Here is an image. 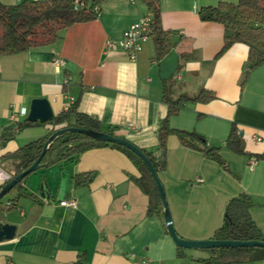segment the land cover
Wrapping results in <instances>:
<instances>
[{
  "label": "crops",
  "instance_id": "crops-1",
  "mask_svg": "<svg viewBox=\"0 0 264 264\" xmlns=\"http://www.w3.org/2000/svg\"><path fill=\"white\" fill-rule=\"evenodd\" d=\"M26 1L48 0L0 3ZM237 1L160 0L161 26L171 46L163 56L154 37L135 60L118 45L150 12L142 0H103L95 20L62 30L52 45L1 56V142L5 129L27 119L32 100L46 98L55 117L75 106L97 119L103 132L159 156L161 123L176 107L169 117L174 132L166 139L165 169L158 177L177 235L213 239L228 203L240 196L252 201L250 216L264 234V159L259 158L264 154V65L248 71L244 43L218 57L226 30L199 15L204 8ZM202 90L212 97L194 100ZM36 123L0 144L3 171L16 176L20 161L14 154L52 134L50 124ZM233 128L246 154L226 145ZM190 133L200 137L182 140ZM204 147L219 148L227 168L207 158ZM144 176L113 146L40 167L23 180L17 206L0 216V223L16 226L14 238L0 242V264H212L209 249L176 244L162 203L141 185ZM16 195L4 197L3 205L9 207ZM234 264H264V259Z\"/></svg>",
  "mask_w": 264,
  "mask_h": 264
},
{
  "label": "trees",
  "instance_id": "trees-1",
  "mask_svg": "<svg viewBox=\"0 0 264 264\" xmlns=\"http://www.w3.org/2000/svg\"><path fill=\"white\" fill-rule=\"evenodd\" d=\"M76 0H48L23 2L16 5H4L0 3V57L27 52L34 48L52 45L60 37V32L74 24L86 23L95 20L99 15V6L103 0H80L84 8L76 10ZM153 13V36L156 40L157 52L160 56L166 54L171 46L165 38V32L161 26L160 0H142ZM200 18L205 22H215L224 26L226 34L223 48L218 55L221 56L237 43H244L249 47L248 71L264 65V0H238L237 3L221 2L217 6L207 7L199 12ZM259 25V26H256ZM247 73L242 79L245 83ZM212 95L202 90L194 100H205ZM178 108L170 109L168 116L162 121L159 129V148L161 155L155 156L152 152L142 150L151 161L157 173L165 169L166 160L164 149L167 137L174 132L169 126V117L177 112ZM27 119L18 123L16 127L5 129L0 138V144L13 137L16 131L36 125ZM44 125L50 124L52 134L58 130L76 127L95 132H103L101 123L88 115L77 112L72 106L66 112L54 117ZM50 134V135H52ZM109 134L115 136L113 133ZM33 141L21 147L14 157L20 161L16 175L27 170L40 156L44 144L49 138ZM182 140L188 137L199 138L195 133L181 136ZM226 145L238 154H246L240 133L233 128ZM113 146L134 160L143 170L145 176L141 181L144 191L151 197L160 201L158 190L154 180L140 157L129 149L112 143L94 140L84 134L69 132L56 138L49 146L46 154L41 160L40 167L53 165L60 160L79 155L94 147ZM207 158L227 168L220 155L219 148L204 147ZM264 159V154L259 156ZM22 183L18 184L10 193L17 191V195L10 201L9 207H5L0 201V216L14 209L20 198L24 196L21 192ZM3 185L0 186V191ZM252 201L247 196L232 199L226 207V216L223 225L215 232V240L223 241H260L264 242V234L257 227L250 216ZM213 256L208 260L212 264H234L246 263L264 259L263 248H210Z\"/></svg>",
  "mask_w": 264,
  "mask_h": 264
},
{
  "label": "water",
  "instance_id": "water-1",
  "mask_svg": "<svg viewBox=\"0 0 264 264\" xmlns=\"http://www.w3.org/2000/svg\"><path fill=\"white\" fill-rule=\"evenodd\" d=\"M54 113L51 107V104L48 99L42 98V99H34L31 102L30 110L27 116V121L29 122H41V123H47L51 121L54 118ZM69 132H75L84 134L94 140L106 142V143H112L117 144L120 146H123L130 151H132L134 154H136L138 157L141 158L145 166L148 168L154 183L156 185V188L158 190V194L162 203V207L164 209V217L167 224V228L173 237L174 241L179 247L183 248H192V249H210V248H229V247H245V248H263L264 249V242L260 241H223V240H204V241H189L184 240L180 238L174 228L172 216L168 207V202L166 200V195L164 191V187L158 177V173L154 169L151 161L146 156V154L137 146H135L133 143L128 141L125 138H121L118 136H113L109 133L105 132H95L84 128H76V127H69L64 128L61 130L56 131L52 135L49 136L47 141L44 144L43 150L39 156V158L27 169L23 172L17 174L14 176L9 182L3 185L1 191H0V201L8 195L18 184L22 183L23 180L29 176L31 173L37 171L40 168V163L44 155L46 154L50 144L59 136L69 133ZM16 234V226L11 224H5L0 223V242L5 240H11L14 238Z\"/></svg>",
  "mask_w": 264,
  "mask_h": 264
},
{
  "label": "built area",
  "instance_id": "built-area-1",
  "mask_svg": "<svg viewBox=\"0 0 264 264\" xmlns=\"http://www.w3.org/2000/svg\"><path fill=\"white\" fill-rule=\"evenodd\" d=\"M74 7L76 10H81L84 8V3L80 0H76ZM153 18V13L149 12L145 17L132 24L123 33L118 45L129 54L131 60H135L142 51L144 45L151 40L153 36ZM256 26L259 25L256 24ZM107 46L113 47L114 44L107 43ZM56 63H61V61L57 60ZM21 114L27 116L26 109H22ZM256 163L257 160L254 159L251 161L250 167L253 168ZM14 176L15 174L7 173L0 168V186L9 182ZM60 204L63 206L76 207L74 201H62Z\"/></svg>",
  "mask_w": 264,
  "mask_h": 264
},
{
  "label": "rangeland",
  "instance_id": "rangeland-1",
  "mask_svg": "<svg viewBox=\"0 0 264 264\" xmlns=\"http://www.w3.org/2000/svg\"><path fill=\"white\" fill-rule=\"evenodd\" d=\"M12 194H13V193H10V194L6 195L4 200L10 198V197L12 196Z\"/></svg>",
  "mask_w": 264,
  "mask_h": 264
}]
</instances>
